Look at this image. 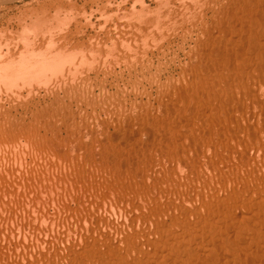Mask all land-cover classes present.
Masks as SVG:
<instances>
[{
    "label": "bare ground",
    "instance_id": "obj_1",
    "mask_svg": "<svg viewBox=\"0 0 264 264\" xmlns=\"http://www.w3.org/2000/svg\"><path fill=\"white\" fill-rule=\"evenodd\" d=\"M76 1L59 3L56 14L60 13L59 9L68 8H71V13H77L72 12L78 7ZM105 1L108 4L98 8L101 14L107 12V5L115 0ZM177 1L181 2V8L185 7V12H190L192 8L196 10L194 7L197 5L203 7L199 11L202 14H198L202 18L196 37L189 39L195 46L185 51V55H190L191 61H188L191 63L186 65L187 68L184 66V71H179L180 76L181 73L189 76L185 80L187 82H183L184 79L179 76L180 82L176 79L177 83H172L173 86L170 83L158 85V95L154 98L157 99L156 105H149L152 101L146 102L148 100L138 101L139 105L131 101L130 105H135L128 109L120 102L124 95L117 94L121 90L115 94L117 100L113 97V101H110L112 104L104 99L96 102V106L102 109L108 106H117L115 110L119 105L122 107L116 112L114 125L106 119L115 126L114 134L105 136L103 140L100 137V144L97 142L95 146L90 142V146L86 143L81 145L87 152V161L96 168L83 166L74 171L79 180L93 177L94 171L110 174L103 180L102 177L98 178V183L93 178L95 183L92 181L90 186L82 187L78 185L80 182L74 186L71 180L73 185L69 181V186L64 183L63 194L59 193V181L50 186L43 185L41 190L29 189L30 184L24 190L5 188L9 199L0 198V264H264V0H196L195 3V0H174L172 4L175 6ZM81 6L84 7L83 4ZM59 16L54 20L57 21ZM80 22L82 20L76 23ZM34 24L42 28L41 18L35 19ZM40 32L34 33V37H23L24 48L19 51L23 59L21 63L17 62V66L12 62L8 65L4 72L7 76L14 77L31 71L35 74L43 70L45 64L54 67L63 60L58 56L62 53L60 49L72 41L68 35L73 32L60 34L56 40L53 34H48L49 42L57 53L38 56L34 48L37 42L43 44L44 34ZM13 54L16 52L8 49L5 55ZM125 58L120 56L113 63L121 64L127 60ZM131 58L134 63L135 57ZM106 62L104 60L103 63ZM153 75L156 77L157 74ZM138 78L141 80L142 77ZM136 85L133 83L135 89ZM132 93L135 94V91ZM99 111H96L97 114ZM105 115L108 116L107 113ZM132 123L137 125V131L133 130ZM76 125L79 126L77 122ZM31 128L36 132V128ZM69 130L71 133L72 127ZM90 133L93 135L97 132ZM14 135L17 136V133ZM12 137L15 139V136ZM93 138L94 135L90 139ZM41 141L40 146L43 147ZM47 144L45 147H48ZM44 173H49V169H45ZM69 189L75 194L68 192ZM2 206L5 209L9 207L5 215L1 214Z\"/></svg>",
    "mask_w": 264,
    "mask_h": 264
},
{
    "label": "rangeland",
    "instance_id": "obj_2",
    "mask_svg": "<svg viewBox=\"0 0 264 264\" xmlns=\"http://www.w3.org/2000/svg\"><path fill=\"white\" fill-rule=\"evenodd\" d=\"M75 1L76 0H0V55H1L0 60H2V61H0V73L2 74V76L0 74V126H1V128H0V198L1 199L4 198L6 201L9 199V196H8V194L6 195L5 188L8 189V187H9V189H13V187H14L15 189H19V190L23 189L24 190V189H28L29 184H30L31 188H29V189L35 188L36 190H41L43 185L44 186H48V185L50 186V184L53 185V183H58V181H59L58 185L60 184L61 189L58 187L57 188L60 189L59 193L61 192V194H63L62 191L66 185L69 186V184H71V185L74 184V186H75L76 182H77L76 184H78L80 182L78 184L79 186L83 187L84 185L85 186L87 185V187H88V186H90L89 183L91 184L92 181L94 182V180H95V182L98 183L99 182L98 178L102 177L101 178L102 180L104 178H106L110 174L106 175L104 172H102V173L98 172L99 173L98 174L96 171H94L95 173L94 172H92V173L95 175L97 174L96 176L94 175L95 177L94 176L90 177L91 179L87 178V177H85V178L82 177V179L80 178V180L82 181L81 182L78 179L79 178L78 174L74 171V169H79L80 167L82 168L83 166H84V168H93L94 167V166H91L90 163L87 161L88 160V156H86L87 152H86L84 146L82 148L81 145L86 143V144H88V146H90L91 144L95 146V143H97V142H98V144H100L101 141L99 142V140L101 138H102L101 140H103V138L105 139L108 135L114 134L113 132H114L115 126H112V124L117 119L116 112H119L118 109L122 108L121 105H119L116 110H115V108L117 106H115V107L114 106H108L110 108H108L106 106L107 108L102 109L101 107L96 106L97 103H99L101 101V99H104V101L106 100L107 102H110L111 100L113 101L114 98L117 100L116 95L121 94L120 96L124 95V97H122V98L120 97V98L121 99L124 98V99H123V101L121 99H119V100H121L120 101L121 103L123 102L126 105V108L129 107L128 109H130V107L134 106L135 104L137 105L138 101H140V102L144 101L145 102L146 100H148L146 102L152 101L151 103L150 102L148 103L149 105L152 103H153V105H156L157 99H154V98H157L156 96L158 95V94H156L158 85L161 84L164 86V84H165V86H166L167 85L166 83H168V85L171 84V86H173L175 83H177V82H175V81H177L176 79H178L179 80L178 82H180V79H181L180 77H182V80L184 79L183 82H187V81H185L186 78L189 79V76L187 74H185L186 76H184V73H181L182 75L180 76L179 71H181V72L184 71V69H186L189 66L188 64L191 63L190 62L191 61L190 55H185L186 54L185 51H189L190 47L195 46L194 42L192 40H189V39H191V37L192 38L196 37L195 34H196V32H198L197 30L201 24V23H199L201 20L200 18H202V16H198V14L199 15L202 14L200 12L202 11L201 8H203V7L200 8V5H197L196 7H194L196 10H194L192 8L190 10V12L189 11L185 12V10H186L185 7L181 8V5H180L181 2L177 1V4H176L177 6L176 5L174 6V4H172V2H174V0H169L170 2L168 0H135V1L134 0H115V1L111 2L112 5L111 4L107 5L108 11L105 12L107 14V16L106 15L104 16L105 13L101 14L99 9H100V6L102 7L104 4H108V3H106L105 0H91V1L90 0H77L76 3L78 4V7H77L78 9L77 8L72 9L73 10L72 12L78 11L77 13H74V14L71 13V8H68V10L64 9L65 11L63 9H61V10L59 9L60 13L59 14L57 13L58 15L56 14V11H58L57 6L59 5V3L65 2L67 4L69 2H75ZM142 1H143V3H142ZM159 1H160V3H159ZM188 1H190V0H188ZM195 2H196V0L194 1V3ZM192 3H193V1H192ZM82 4L84 5V7L81 6ZM79 7H81V9ZM132 7L133 8L135 7V9H133ZM143 9H145V10H143ZM122 10H124V11H122ZM68 11H70V12H68ZM124 12L126 13V15ZM66 13H68V14H66ZM189 13H190V15H188ZM100 14H101V16H100ZM209 14H210V12H209ZM54 15H55V17L52 18ZM75 15H76V17H75ZM57 16H59V17H58L57 21H55ZM99 16L102 18H100ZM208 16L210 17V15H208ZM39 17L42 20V24L40 25V26H42V28H39V26H37V25L35 26V24H34L35 19L37 20ZM63 17H65V18L63 19ZM175 17H176V19H175ZM43 18L46 22L43 20ZM88 18H90L89 19L90 21L87 20ZM79 20H82V22L84 24L82 22H80V24H82V25L77 24L76 22ZM32 24H34V26ZM161 26H162V28H161ZM27 27H28V29H27ZM35 29H36V33L34 32ZM185 29H187V30H185ZM71 31L73 33H70ZM157 31L160 33H157ZM39 32L44 34L43 36H44V39H46V40L43 39V44H41V43L39 44V42L36 43L34 51L38 56L40 54H41L40 56H42V54H43V56H46V55L52 56L54 52L57 53V51L54 50L55 47L52 44H50V42H49L50 39H48V38H49L50 34H53L54 35L53 37L56 40V37L58 35L70 33L68 35V38H70L72 40L71 41L72 43L68 42V44H66L65 48L60 49V52H62V53H59L60 55H58V56H61L63 60L60 61V63L54 67H49V65L45 66V65H47V64H45L43 70L37 71V72H35V74L33 73L34 71H31L32 75L30 72H28L27 74L26 73L17 74L20 78L17 75L14 77L13 76H7L4 72L8 69V65L10 66L11 62L13 64H15L17 62L21 63V61L23 59V55L21 54V52H19V51H21V49L23 50V48H24V44H25L24 41L25 40L23 37H27V36H30V37L33 36L34 37ZM49 32H51V33H49ZM34 33H35V35H34ZM183 37H185V38H183ZM57 39H58V37H57ZM74 39H76V40L74 41ZM124 40H125V42L127 40L128 41L125 43ZM57 41H59V40H57ZM104 41L107 43H105ZM115 44H117V45H115ZM8 45H9V47H7ZM8 49L12 50V52L14 51V53L16 52V54L15 55L14 54L13 55H5L8 51ZM98 49H100V50H98ZM51 53H52V55H51ZM129 54H131V55H129ZM120 56L126 57L125 60L127 59L126 60L127 63L125 64V62H126L125 61L121 64L120 63L116 64L117 65L116 66L115 63H113V62H115L116 58H118V57L120 58ZM129 56L135 57L134 63L131 61L132 58ZM113 57H116V58L114 59ZM135 59H137V60H135ZM104 60H107V62L103 63ZM139 60L141 61L140 63L138 62ZM188 60H190V61H188ZM142 61H143V63H142ZM96 63H98V64L96 65ZM108 63H110V64L108 65ZM131 63H133L134 65H136L138 67L134 66L133 64H132V66H130ZM141 63H142V65L143 64L145 65V66L143 65L144 67L141 65L142 68L140 66ZM18 64L19 63H17L16 66ZM99 64H101L100 69H98L100 67ZM126 65H127V67H125ZM186 65H188V66H186ZM5 66H7V67H5ZM97 66H99V67H97ZM109 66H110V68H109ZM128 66L130 69L128 68ZM150 66L152 69L148 68ZM1 67H5V68H1ZM106 68L107 69L109 68V69L107 70ZM126 68H128V69H126ZM132 68H133V71H132ZM90 69H91V71H90ZM93 69H94V71H93ZM138 69H140L141 72H143L145 76L142 75V73ZM148 69H149V72H148ZM99 70H100V72H98ZM111 70H112V72H111ZM136 70H138L139 72ZM157 70H159V71L157 72ZM87 71H89V72H87ZM113 71L115 74H113ZM154 71H156V73ZM108 72H110V73H108ZM116 72H117V75H116ZM130 72H131V74H130ZM134 72H135V74H134ZM105 73H106V76H105ZM137 74H139V75H137ZM153 74H157L156 77ZM21 75H23V76L21 77ZM136 75H137V77H135ZM86 76H88L89 78L88 77L86 78ZM138 76L142 77L141 80H140V78H138ZM148 77H150L149 79L150 80L152 79V80L151 81L148 80ZM177 77H179V78H177ZM131 78H132V80H131ZM134 78H137L139 80V82L140 81H142V82H140V84H139L137 79H135L137 81L133 80ZM153 78H159V80L155 79V81H154ZM103 79H104V82H103ZM116 82H117V84H116ZM128 82H129V84H128ZM133 83H134V86H135V84H138V85H136L137 86L136 89L134 88ZM172 83H174V84H172ZM78 85H79V87H78ZM94 86H96V88ZM101 86L102 87L104 86V87L102 88ZM144 86L146 87V89ZM127 87H128V89H127ZM143 87H144V90H143ZM66 88H68L69 90L68 89L66 90ZM121 88L124 90H122ZM72 89H73V92L71 91ZM89 89H90V91H89ZM119 90H121L120 93H117V92H119ZM130 90H131V93H129ZM139 90H140V93L142 92L141 96H140V93H138ZM123 91H124V93L127 92V94L126 93L124 94ZM133 91H135V94L132 93ZM136 91H137V93H136ZM89 92L90 93L92 92V93L89 94ZM147 92L150 94L148 95ZM85 93H87L88 95ZM74 94H75V99H74ZM83 94H85V96ZM136 94H138L137 97H136ZM80 95L83 97H81ZM150 95H151V97H150ZM76 96L79 100L76 98ZM88 96H90V97H88ZM91 96L94 98H92ZM129 96H130V98H128ZM89 98L90 99L92 98V99L90 100ZM127 98H128V100H127ZM99 99H100V101H99ZM63 100H65V101H63ZM88 100H90V102L87 105ZM94 100H97V101H94ZM91 101H93V104ZM131 101H133L135 104L133 103V105L132 104L130 105ZM117 103L118 102H116V104ZM91 104H92V107H91ZM107 105H109V104H107ZM138 105H139V103H138ZM49 106H51V107H49ZM66 107H68L67 109H69V110H66L65 109ZM94 108H95V110L97 109L96 111L100 110L98 112V114L94 110ZM40 109H41V111H40ZM111 110L113 111V113L114 112L115 113L113 114ZM101 111H102V113H100ZM63 112L64 113L66 112V113L64 114ZM52 113H54L55 116ZM106 113L108 114V116L105 115ZM128 113H131V112L129 111ZM132 113H134V112H132ZM6 114H8V116ZM67 114L69 116H66ZM64 115H65V117L63 118ZM97 115H99V116H97ZM40 116L42 118H40ZM82 116H83V118H82ZM66 117H68V118L65 119ZM102 117L105 119L103 120ZM109 117H111V118L109 119ZM73 118L75 121L73 120ZM106 119H108V121H110L112 124L110 122H107ZM70 120H72V121L69 122ZM101 120H103V121H101ZM76 122L79 124L80 128H79V126L76 125ZM103 122H105V123H103ZM106 122L109 123L108 124L109 127L107 126V128H106V124H107ZM68 123H70L71 125ZM103 124L105 125L104 126L105 128L103 127ZM110 124H111V126H110ZM134 124L132 123L131 126L133 125L134 126V128L132 127L133 130L137 131L138 127L136 124H135L136 125V127H135ZM23 125L24 126L26 125L27 127H24ZM31 125L34 128H36V132H33V131H35V129L31 128L32 127ZM73 125H75L74 127H77V129L73 128ZM84 126H86V127H84ZM20 127L22 129H20ZM28 127H30L31 130ZM70 127H72L71 133H73V134L70 133V130H69ZM98 127L99 128L102 127V128L99 129ZM9 129H10V132H9ZM27 129H28V131H27ZM83 129L87 132L82 133L84 131ZM23 130H25L26 132L25 131L22 132ZM73 130H74V132H73ZM94 130L98 134L95 133ZM19 131H20V133L18 134ZM80 131H82V132H80ZM89 131L95 133V134H93L94 135L93 139L97 138L96 140L90 139L91 137H93V135H92V133L89 134ZM11 132H13V134ZM68 132L71 135L70 134L67 135ZM16 133H17V136L14 135ZM77 133H79V134H77ZM105 133H106V135H105ZM11 134L13 136H15V139H14V137L11 138V136H12ZM33 134H34V136H33ZM88 135H89V137H86ZM95 135H96V137H95ZM40 138L41 139L44 138V139L41 141ZM59 138H60L61 143L58 140ZM63 138L64 139L66 138L67 140L66 139L64 140ZM16 139H18V140H16ZM46 139H47V141L48 140L49 141L48 142L44 141ZM40 141L42 142L41 145H44L43 146L44 148L42 146H40ZM75 141H78V142H75ZM14 142H16V143H14ZM64 142H66V143H64ZM67 142H70V143H67ZM89 142L91 144H89ZM37 143H39V144H37ZM54 143H56L57 145L56 144L54 145ZM46 144L48 147H45ZM37 145H38V147H40V149L37 147ZM70 146H71V148L73 147L74 150L73 149L71 150ZM59 148H60V150H59ZM59 153L61 154V156ZM62 153L64 155H66V158L64 157V155ZM71 153H72V155H71ZM68 154L70 155V158H69ZM62 156H63V158H61ZM76 157H78V158H76ZM71 158H73V159H71ZM47 168L49 169V173L42 174L45 171V169H47ZM94 168H96V167H94ZM42 170H43V172H41ZM57 172H59V173H57ZM10 173H12L13 175ZM98 175H100V176L98 177ZM72 176H74V177H72ZM65 178L68 180H66ZM93 178H94V180H93ZM24 179H26V182L24 181ZM101 179H99V180H101ZM71 180L73 181V184H72ZM87 180H88V182H86ZM8 182H9V184H8ZM12 183H13V185H12ZM22 183H24V185ZM85 183H87V184H85ZM2 190H3V192H2ZM68 192H71L70 189ZM73 194H75V193L73 192ZM1 208L3 210L1 212L2 215L7 214V212L9 211V210H6V209H9V207H6V209H5V207L2 206Z\"/></svg>",
    "mask_w": 264,
    "mask_h": 264
}]
</instances>
